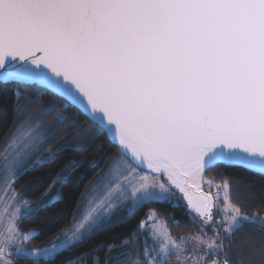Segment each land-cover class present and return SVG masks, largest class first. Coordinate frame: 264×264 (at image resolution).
Listing matches in <instances>:
<instances>
[{
	"label": "snow or ice",
	"instance_id": "6c2138e0",
	"mask_svg": "<svg viewBox=\"0 0 264 264\" xmlns=\"http://www.w3.org/2000/svg\"><path fill=\"white\" fill-rule=\"evenodd\" d=\"M0 83L43 90L34 101L13 90L17 120L0 138V264L54 260L115 216L131 218L152 203L183 206L191 223L213 235L177 242L171 228L182 222L173 216L169 225L149 209L137 222L147 233L142 247L132 254L110 245L106 251L116 255L91 264H169L172 257L176 264H264V244L234 247L244 223L264 225V215L233 202L235 177L220 172L221 185L201 187L205 173L221 165L264 175V0H0ZM45 91L58 100L34 112ZM72 109L77 115L69 117ZM53 112L44 125L40 118ZM81 118L91 121L89 138L104 137L117 154L89 182L72 230L26 247L40 231L22 232V221L60 203L81 164L64 168L35 202L16 185L68 147L53 144L57 126ZM239 188L256 199L251 184ZM136 236L122 243L132 247ZM187 240L204 251L183 255Z\"/></svg>",
	"mask_w": 264,
	"mask_h": 264
},
{
	"label": "trees",
	"instance_id": "16d2710c",
	"mask_svg": "<svg viewBox=\"0 0 264 264\" xmlns=\"http://www.w3.org/2000/svg\"><path fill=\"white\" fill-rule=\"evenodd\" d=\"M14 89H19L22 97L31 99H35L34 93L36 91H43L42 89H35L34 86L30 85L27 86V90H25V86L19 84L0 83V138H3L10 132L13 126L14 109L17 102L13 94ZM57 100V97L45 91L43 98L36 106L38 107L42 104L56 102ZM61 110H63L62 107L57 111ZM53 114H56V112L51 113V115ZM66 115L74 117L77 113L72 109L69 110ZM86 123L89 127L83 128L82 125ZM59 126L61 128V133L53 141V144L67 143L68 147L57 155L53 163H45L43 166L37 168L35 172H30L22 177L16 185V190L29 180L36 178L39 180L43 179L45 181L44 184L30 197V199H35L43 193L57 176L60 175L64 168L74 162L80 163L81 166L69 177V182L61 189L64 193V198L60 203L54 204L51 208L42 209L36 216L22 221V232H26L29 229H39L40 231L39 236L27 242L31 247H40L44 245L43 243L45 241L55 238L60 232L71 227L73 213L86 185L96 172L103 167L105 161L109 157L117 154V148L114 145L108 144L104 137H99L97 139L89 138V130L92 124L85 118H81L75 124L71 123V120H68ZM72 145H80V147L74 148ZM98 145H104L103 150H101ZM101 152L103 153V159H98L97 154ZM94 161L99 165V168L90 167ZM220 172L227 174L230 182H232L233 176L235 177L236 187L232 189V193L237 199L233 202H238L243 211L250 216L254 212L264 215V175L253 173L241 167L221 165L218 169L205 173V178L207 181L211 180L215 185H221L224 177L219 175ZM81 174H83L84 178L80 180V185L77 187L73 181L80 178ZM240 184H251L256 193V199H249L244 192L240 191ZM203 189L207 190L206 187ZM211 191L215 193V187H213ZM149 209H156L160 214V218L165 220L169 225H171L173 216L176 220L182 222L181 227L171 228L172 235L177 239L197 233L202 235H213L211 227L201 232L202 226L199 221L191 223L183 206L173 208L168 204L152 203L142 207L140 211L131 218L127 217L122 222L100 228L90 238L75 246L74 251L62 252L56 256L54 260H42L40 264H91L93 257H100L101 260H103L105 256L111 254L106 251L110 245H114L116 249L124 247L125 245L122 242L130 239V234L133 232L137 233L135 240H138L139 231L137 222L146 217V213ZM214 219H221V215L219 213H214ZM218 230L221 236L225 235L223 228H219ZM234 241V247L244 246L250 248L264 244V225L244 223L243 228L236 232ZM18 264H33V262L31 260H18Z\"/></svg>",
	"mask_w": 264,
	"mask_h": 264
},
{
	"label": "rangeland",
	"instance_id": "374dc122",
	"mask_svg": "<svg viewBox=\"0 0 264 264\" xmlns=\"http://www.w3.org/2000/svg\"><path fill=\"white\" fill-rule=\"evenodd\" d=\"M22 98H26V99H29V100H31V101H34V100H35V99L28 98V97H22ZM17 103H18V101L16 102L15 109H16ZM48 104H49V103H48ZM45 105H47V104H42V105H39L38 107L36 106V108H35L33 111H34V112H39V110H40L42 107H44ZM15 109H14V122H13V126H12V128L15 126V123H16V120H17V115H18L17 112L15 111ZM55 116H56V114H53V115L50 114V115H47V116H42L40 119L42 120V122H43L44 125H51V124L53 123L54 119H55ZM12 128H11V129H12ZM10 131H11V130H10ZM57 132H58L59 134L61 133V128H60L59 125L57 126ZM57 136H58V135H57ZM114 156H116V154L113 155V156H111V157H109V158L105 161V163H107V161H108L109 159H111L112 157H114ZM105 163H104V164H105ZM103 166H104V165H103ZM94 176H95V175H94ZM57 177H58V176H57ZM56 179H57V178H56ZM37 180H39V179L36 178V179H32V180L27 181L26 183L22 184L21 187H20L18 190H16V191H17V192H24V193L29 197V202H35V201L38 199L39 196H38L37 198H35V199H30L31 195H32L34 192H32L31 189H29V185L33 184V183H34L35 181H37ZM91 180H92V179H91ZM91 180H90V181H91ZM88 184H89V183H88ZM88 184L86 185L84 191L87 189ZM201 187H202V188L206 187V188L208 189L209 185H208V183H207L206 178H205V183H203ZM84 191H83V193H84ZM216 191H217V189L215 188V191H214V192H216ZM82 195H83V194H82ZM173 199H175V197H174ZM78 203H79V202H78ZM215 203L218 204V205H220L221 208H223V207H224V204H225V201H223L222 199H217V200L215 201ZM77 210H78V204H77V207H76V209H75V211H74V213H73L72 225H71V227H70L69 229H66V230H69V231L72 230V228H73V221H74V219L76 218ZM214 213H219V214L221 215V217H222V215H223L222 212H217V211H215V210H214ZM127 217H128V216L123 215V214L118 215V216H115V217L112 219V221H111L110 223L105 224V225L102 226L101 228H103V227H105V226H108V225H111V224H114V223L122 222V221L125 220ZM146 218H147V217H145L144 219H146ZM2 224H3V221L0 220V225H2ZM200 235H202V234H200ZM138 236H139V237H138V240H135V241L133 242V246H132V247H129V246L125 245L124 247L119 248V249H117V250L127 249V251H128L129 253L134 254L135 251H136V248H137V247H142V246H143V243H144V240H145V238H146V236H147V233H145V234H143V235H141L140 233H138ZM202 236H204V238L207 239L208 237H211L212 235L204 234V235H202ZM187 237H188V236H187ZM54 239H55V238L49 239V240L45 241L43 244H44V245H50L51 242H52ZM28 241H29V240H28ZM28 241L25 242V246H26V247H31L30 244L27 243ZM177 242H180V239H177ZM148 243L151 245V244H152V241L149 240ZM41 246H42V245H41ZM32 247H34V246H32ZM185 248H186V251H185V253H184L183 255H186V256H192L194 252H203V251H204L203 246H202V245H199L195 240H187V241L185 242ZM110 255H116V253H111ZM108 256H109V255H108ZM209 259H212V257L209 256ZM169 264H176V258H175V257H172V258L170 259V261H169Z\"/></svg>",
	"mask_w": 264,
	"mask_h": 264
},
{
	"label": "water",
	"instance_id": "95a60500",
	"mask_svg": "<svg viewBox=\"0 0 264 264\" xmlns=\"http://www.w3.org/2000/svg\"><path fill=\"white\" fill-rule=\"evenodd\" d=\"M31 86V85H30ZM91 122V121H90ZM252 172V171H251ZM253 173H255V172H253ZM193 195H195V193L193 192Z\"/></svg>",
	"mask_w": 264,
	"mask_h": 264
}]
</instances>
